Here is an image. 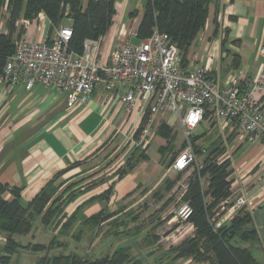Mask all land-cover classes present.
<instances>
[{"label":"crops","instance_id":"crops-1","mask_svg":"<svg viewBox=\"0 0 264 264\" xmlns=\"http://www.w3.org/2000/svg\"><path fill=\"white\" fill-rule=\"evenodd\" d=\"M113 1L112 23L106 35L98 40L99 50L105 59L119 43L123 41L131 43L134 40L130 38V35L136 33L143 14V11L139 13L133 8L137 0ZM45 33L44 30L43 35ZM0 34H6V30L1 31ZM24 36L36 40L39 39L40 32L38 34L37 27L32 24L25 30ZM135 40L138 42L137 39ZM261 45H264V0H210L206 21L188 49L185 65L189 68L207 66L211 78L218 86H223L231 74H240L248 78L256 75L260 67L257 52ZM124 92L123 87H118L114 94L122 96ZM262 109L264 112V104ZM208 118L212 119L219 136L228 134L231 137L230 143L225 147L226 152L230 151L234 155L241 147L247 146L237 158L238 160L234 163L230 160L233 170L230 181L234 180V182H231L232 195L229 199L235 200L243 195L251 203L243 209L252 217V224L258 237L257 243L260 244L264 253V221L257 222L258 218L254 210V208L261 209L264 204V178L262 182H255L250 190L246 191L244 188V191L240 190L237 196H233L234 188L236 190L240 188L238 186L243 187L248 184L250 176L244 178L243 175L251 170L249 167L252 164L259 166L255 172L256 174L261 172L259 177L263 176L264 148L257 140L253 141L250 137L241 136L237 124L218 122L211 116H208L206 120ZM143 119L142 110L126 113L124 105L117 100L109 99V94L102 88L92 94L85 106L70 108L67 106L64 93L46 89L41 85H35L30 90H26L22 85L12 88L0 86V183L10 189L18 190L19 202L26 206L46 184L70 165L91 161L109 146L124 150L127 142L134 138ZM175 120L178 121L175 114L166 112L158 126L165 123L172 128L170 122ZM145 148L147 155L148 144L142 149ZM147 164H149V158L146 162H140L125 178L116 181L107 201L92 203L91 205L95 204L97 207L100 204L104 205L93 214L101 209L108 211L115 200L125 197L137 188L140 190L145 188L144 182H150L153 177L150 173H143ZM157 165L151 164L148 167L154 166L150 170L157 172ZM81 173L77 166L58 177L55 185ZM104 184L105 182H101L99 186ZM84 189L85 186L80 187L75 192L76 195L63 204L62 215L51 224L42 225L44 229L42 242H34L31 230L29 234L23 236L24 241L19 239L21 236L14 238L20 248L7 256L3 238L0 240V258L7 257V264L19 250L33 253L27 247L42 245L47 248L51 244L50 250L39 251L40 259L46 254L53 256L52 252L68 245L63 238L70 237L71 234L63 232L60 228L65 219L63 217L72 215L82 203L105 190L103 188L101 193L87 196L91 189L88 191ZM79 191L81 193L77 194ZM4 197L6 200L12 199L10 192H6ZM109 212H116V210H109ZM61 220L62 222L57 225ZM38 222L41 224L40 217ZM188 230L190 235L187 237H190L193 227L189 225ZM185 238H181V241ZM74 241H79V236L74 237ZM68 249L70 254L77 255L73 250L74 245L72 249ZM252 257L256 264H264L261 256L252 254ZM171 259L172 257H169L167 262L162 264H209L195 263L190 259L176 261Z\"/></svg>","mask_w":264,"mask_h":264},{"label":"trees","instance_id":"trees-1","mask_svg":"<svg viewBox=\"0 0 264 264\" xmlns=\"http://www.w3.org/2000/svg\"><path fill=\"white\" fill-rule=\"evenodd\" d=\"M209 2L210 0H147L136 29V39L149 37L156 28L159 32L168 35L170 41L178 47L183 62L186 64L188 49L206 21ZM4 7L9 10L10 14L9 33L0 34V68L13 54L14 41L11 34L15 22L19 19L32 22L39 13H43L50 23L47 31L49 38L53 31L62 24L64 18H67L72 29V36L67 45L68 50L81 54L85 40L96 41L106 35L114 16L113 0H0V11ZM66 8L67 16L65 17ZM208 116L209 113H205L203 120H206ZM140 130L141 126L137 129L134 138L138 136ZM156 130L157 136L167 143L166 147L159 149V153L163 154L164 151L170 149L169 143L175 133L165 123H161ZM203 136L204 134L193 136L190 139L194 154L202 160L200 165L192 164L186 169V171L189 169L192 171L180 195L181 204H187L191 210L186 223L191 224L193 233L168 250L172 255L171 260L190 259L195 263L207 262L209 264H256L249 246L239 247L233 244L234 241L251 245L258 242L257 232L248 211L242 208L231 221L217 230L213 228L218 218L216 215H221L220 204L232 195L230 177L233 170L229 159L218 161V157L225 153L224 147L214 145L213 142L205 148L197 145ZM136 150L133 149L132 154L138 153L139 155L137 154L136 160L128 165V170H132L138 162L148 160L145 151L139 153ZM79 165L80 163L72 164L59 172L56 178L46 184L26 206L19 202L18 190L10 189L0 183V236L5 240L7 256L20 248L14 238L29 234L36 217H40L41 224L46 226L62 215V206L68 200L56 195L55 180ZM183 172L185 171L177 172L173 180L165 181L164 190L166 192L173 189ZM89 188V186L85 187L84 190L88 191ZM112 189L113 185L98 196L89 198L72 215L63 217L64 222L61 220L57 225L62 222L61 230L67 231L75 224L86 204L107 201ZM6 192H10L11 200L5 199ZM74 195L75 193L72 197ZM116 214L117 212L111 213L101 209L98 213L84 218L83 224L97 225L108 221ZM171 218L172 215L169 214L161 223L164 224ZM175 227L176 225L173 226ZM136 233L138 229L134 232ZM152 238L154 242L158 241V237L153 235ZM50 248L51 244L47 248L42 245L27 247L31 252L50 250ZM6 262L7 257L0 258V264H6ZM38 264H141V262L132 258L125 248H118L110 255L95 259L79 257L75 254L53 256L46 254L41 257Z\"/></svg>","mask_w":264,"mask_h":264},{"label":"built area","instance_id":"built-area-1","mask_svg":"<svg viewBox=\"0 0 264 264\" xmlns=\"http://www.w3.org/2000/svg\"><path fill=\"white\" fill-rule=\"evenodd\" d=\"M36 21L42 28L39 39L24 36L14 43L13 54L0 68V86L22 85L30 90L41 85L64 93L70 108L85 106L92 94L102 88L109 99L124 105L126 113L143 111L141 130L130 140L133 149L145 147L151 129L158 126L166 112L177 116L188 136L209 113L218 122L237 124L241 136L257 140L264 148V45L258 49L260 67L253 78L234 73L223 86H218L207 66L187 67L178 47L156 28L136 44L119 43L105 59L98 40H85L81 54L68 50L70 24H61L48 38L50 23L43 13L32 22L22 19L21 23L26 30ZM130 38L136 39V33ZM118 87L124 88V95L114 94ZM192 164H196V155L188 145L173 161L172 169L182 172ZM250 204L243 195L222 202L221 215H216L213 228L219 229ZM190 213L188 205L182 203L172 217L186 223Z\"/></svg>","mask_w":264,"mask_h":264},{"label":"rangeland","instance_id":"rangeland-1","mask_svg":"<svg viewBox=\"0 0 264 264\" xmlns=\"http://www.w3.org/2000/svg\"><path fill=\"white\" fill-rule=\"evenodd\" d=\"M146 1L147 0H137L136 5L133 8L138 10L139 13L142 12ZM9 17V10L5 7L2 8L0 11V32L6 30V34L9 33ZM21 20L22 19H19L13 26V33L11 34L14 41L13 43L20 40L25 34V28L23 27ZM62 24L67 25L70 24V22L64 18ZM33 25L37 27V32L39 34L42 29L40 22L36 21ZM45 29L47 30V27H45ZM131 43L136 44L137 42L134 39ZM170 123H172V130L175 133L174 138L169 143V148L171 150H166L163 154L159 153V149L166 147L167 144L165 140L157 136L156 129L159 126H156L155 128L153 127L147 137V155L149 158V164L147 165H158L156 166L157 172L150 170L153 169L154 166L150 168L147 166L144 168L143 173H150L153 176L150 182H144L145 188L142 190L137 188L125 197L115 200L113 204L109 206L108 212L109 210H116L117 214L108 221L101 222L97 225H86L83 224V221L84 218L89 217L86 215H91L97 212L102 204L98 207L95 204H86L84 209L79 213L75 224L65 231V233L68 232L71 234L70 237L65 236L63 238V241L68 243L69 247L68 245L63 246L62 248L57 249L58 251L52 252V255L70 254L68 248L72 249L74 245V252L79 255V257H87L88 259L110 255L118 248H125L128 250L129 255L136 260L138 259L141 264H162V262H167L169 257H172L168 252L169 248L176 246L181 241V238L183 239L187 237V235H190L188 226L191 224L180 222L177 217H172L164 224L161 222L167 215L171 214L173 216V211L179 209V206L181 205V192L185 188L192 171V169H189L183 172L180 180L176 183L173 189L170 192H166L164 190L165 181L173 180L177 174V172L172 169L173 161L188 145H190V139L193 136L204 134V136L197 142V145L200 148L208 147L212 142L214 145L225 148L226 145L230 143L229 140L231 137L228 134H220L219 136L217 134V129L213 125L212 119L209 118L208 120L203 121L195 130L188 133L189 136L184 132L177 120ZM246 147L247 146L244 145L234 155L231 154L230 151L226 152L225 148V153L218 157V161L228 158L231 161L233 160L234 163V161L238 160L237 158L240 157ZM132 151L133 146L130 141H128L124 150H117L116 146H109L95 159L91 161H83L79 165V169L82 173L59 182V184L56 185V195L61 196L62 199L69 200L70 197L72 198L73 193L83 186H89V189H91L87 196L99 194L102 192L103 188L106 190L111 185L114 186L118 179L125 178V176L130 174L140 163L138 162L132 170H128V165L133 163L134 160H136L135 158L138 157V153L132 154ZM136 151L139 153L140 151H145L146 154V148H137ZM201 160V157H196L195 165H200ZM258 167L259 166H253V164L249 167L251 170L243 175L244 178L250 176L249 181L247 182L248 184L243 187L238 186L240 188H237L236 190L234 188L233 196H237L240 190L244 191V188H246V191L250 190L255 182H262L264 174L259 177L261 172L257 174L255 172ZM230 179H232V175ZM101 182H105V184L99 186ZM231 182H234V180H231ZM254 210H256V218H258L257 222H263L264 217H262V215L264 214V204L261 209L254 208ZM85 213L87 214L85 215ZM38 218L39 217H36L32 222L31 229L33 231L32 235H34L35 243L37 241L39 243L42 242V232L44 231L42 224L38 222ZM174 225H176L175 228H173ZM137 229L138 233L134 234ZM153 235L154 237H158V241H153ZM75 236H79V241H74ZM0 237L3 238L2 236ZM22 237L23 236L19 239L24 241L25 238ZM233 244H236V246L239 247L249 246L253 256H261L264 259V253L258 243L251 245L234 241ZM38 256L39 252L27 253L19 250L8 260L7 264H38L41 259H39Z\"/></svg>","mask_w":264,"mask_h":264}]
</instances>
